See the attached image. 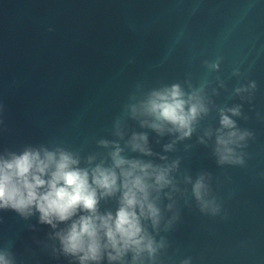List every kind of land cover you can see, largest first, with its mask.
I'll use <instances>...</instances> for the list:
<instances>
[{
  "label": "water",
  "instance_id": "1",
  "mask_svg": "<svg viewBox=\"0 0 264 264\" xmlns=\"http://www.w3.org/2000/svg\"><path fill=\"white\" fill-rule=\"evenodd\" d=\"M217 56L220 71L209 74L203 61ZM189 76L197 85L207 76L210 95L219 92L211 96L216 106L241 104L247 119H234L254 138L237 150L244 166H220L214 138L198 143L204 129L219 127L216 107L173 153L163 152L171 137L149 131L154 152L181 159L177 180L188 191V203L175 196L179 220L160 233L168 241L160 264H264V0H0V152L55 144L84 157L106 155L97 141L115 139L118 117L130 131H146L124 113L138 88ZM250 81L257 84L251 98L234 94ZM201 172L211 176L218 215L202 213L183 183L185 174ZM0 219V250H10L16 264H75L52 251L59 242L38 215L25 220L9 210Z\"/></svg>",
  "mask_w": 264,
  "mask_h": 264
},
{
  "label": "clouds",
  "instance_id": "2",
  "mask_svg": "<svg viewBox=\"0 0 264 264\" xmlns=\"http://www.w3.org/2000/svg\"><path fill=\"white\" fill-rule=\"evenodd\" d=\"M222 62L223 57L217 56L204 60L203 65L210 74L219 72ZM233 75H242L238 66ZM210 85L207 76L198 85L189 76L183 82L162 84L146 92L138 88L124 113L146 131H130L127 121L118 117L113 126L115 139L97 141L106 155L84 157L55 144L0 152V212L14 211L25 220L38 215V223L53 230L49 239L59 242V248L53 245L52 251L75 264H160L168 247L160 233L170 231L179 220L175 196L179 194L188 203V191L182 190L177 180L181 159L154 152L149 131L159 138L171 137L163 152L173 153L178 144L192 139L201 121L216 107L219 127L204 129L198 143L207 145L214 138V155L220 166H244L245 153L237 150L254 138L234 119H247L242 105L216 106L211 96L219 92L212 88L210 95ZM219 86L225 87L223 81ZM256 89V82L250 81L236 87L234 94L251 98ZM190 147L185 146L186 150ZM128 151L138 157L127 156ZM152 157H158L160 163L145 159ZM182 179L191 185V196L202 213H220V205L211 196L208 173L201 172L195 179L185 174ZM107 201H115L114 210H101L102 202ZM165 212L171 217L166 219ZM0 264H16L10 250H0ZM182 264H191V258Z\"/></svg>",
  "mask_w": 264,
  "mask_h": 264
}]
</instances>
